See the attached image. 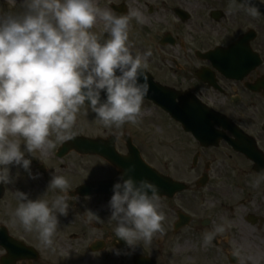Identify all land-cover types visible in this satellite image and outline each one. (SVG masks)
Returning <instances> with one entry per match:
<instances>
[{"label":"flooded vegetation","instance_id":"af4514ba","mask_svg":"<svg viewBox=\"0 0 264 264\" xmlns=\"http://www.w3.org/2000/svg\"><path fill=\"white\" fill-rule=\"evenodd\" d=\"M97 3L143 14V23H129L132 51L152 53L142 114L105 127L85 104L70 139L46 156L25 152L38 178L9 165L12 182L0 184V264H264V179L254 184L264 171V0L254 1L257 17L239 5L230 10V0ZM102 29L98 21L92 31L107 38ZM132 164L133 176L158 185L165 214L163 233L134 250L115 236L108 207L113 184ZM54 172L68 179L70 193L55 251L12 215L17 190L54 198ZM87 209L101 221L86 223ZM221 224L225 231L205 244L204 234Z\"/></svg>","mask_w":264,"mask_h":264},{"label":"clouds","instance_id":"9594fccd","mask_svg":"<svg viewBox=\"0 0 264 264\" xmlns=\"http://www.w3.org/2000/svg\"><path fill=\"white\" fill-rule=\"evenodd\" d=\"M21 4L20 12L0 14V184L12 182V164L38 178L25 152L39 149L46 156L58 142L70 139L85 104L105 127L136 123L150 87L144 69L151 50L134 53L129 40L130 19L144 22L138 9L116 14L99 7L97 0H21ZM232 5L252 17L261 15L253 0H230V10ZM98 21H103L107 38L92 31ZM135 167L121 172L108 201L115 236L133 250L138 241L150 243L156 233L162 234L165 219L158 185L146 178L136 180ZM261 179L264 171L254 184ZM68 187V179L54 172L48 191H60L51 201L47 193L31 199L23 191L14 192L19 203L13 222L35 231L41 244L53 251L58 214H68ZM83 215L93 226L101 221L91 209ZM226 224L230 227V222ZM223 231L225 225H217L214 233L204 234V243Z\"/></svg>","mask_w":264,"mask_h":264},{"label":"rangeland","instance_id":"374dc122","mask_svg":"<svg viewBox=\"0 0 264 264\" xmlns=\"http://www.w3.org/2000/svg\"><path fill=\"white\" fill-rule=\"evenodd\" d=\"M21 0H0V14L16 13L22 11Z\"/></svg>","mask_w":264,"mask_h":264},{"label":"water","instance_id":"95a60500","mask_svg":"<svg viewBox=\"0 0 264 264\" xmlns=\"http://www.w3.org/2000/svg\"><path fill=\"white\" fill-rule=\"evenodd\" d=\"M134 178H135L136 180H140V179H142L141 176H137V175H134Z\"/></svg>","mask_w":264,"mask_h":264},{"label":"bare ground","instance_id":"6f19581e","mask_svg":"<svg viewBox=\"0 0 264 264\" xmlns=\"http://www.w3.org/2000/svg\"><path fill=\"white\" fill-rule=\"evenodd\" d=\"M6 1H11V0H6Z\"/></svg>","mask_w":264,"mask_h":264}]
</instances>
